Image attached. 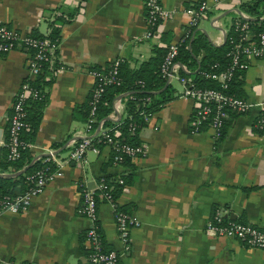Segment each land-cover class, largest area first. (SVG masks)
Listing matches in <instances>:
<instances>
[{"label": "crops", "instance_id": "obj_1", "mask_svg": "<svg viewBox=\"0 0 264 264\" xmlns=\"http://www.w3.org/2000/svg\"><path fill=\"white\" fill-rule=\"evenodd\" d=\"M193 1L160 0L174 12L145 37L143 0H0V21L7 26L37 36L56 30V59L62 67L50 69L53 77L42 88L46 100L32 136L33 157L51 148L64 160L76 139L95 134L97 124L85 131L92 85L88 70L118 56L124 69L141 67L157 48L182 35L181 8ZM206 1V13L194 30L212 45L224 42L234 18H251L239 9L249 0ZM202 53L197 52V60ZM27 54L20 46L0 54V160L10 102L27 74ZM176 62L184 77L193 78L196 63ZM233 80V95L253 104L244 112L229 113L219 138L208 126L191 127L192 104L176 79L178 86L166 82L174 90L172 97L133 133L144 146L143 154L113 162L109 146L101 145L87 149L85 161L63 162L61 173L45 183L25 210L0 214V264H87L83 231L89 221L77 210L81 186L94 187L108 174L113 176L109 186L116 206L139 221L129 230L130 248L119 254L116 264H264V250L204 231L215 208L225 217L264 229V138L254 127L264 109V57L249 58ZM126 97L124 92L114 98L107 114L113 122L124 114ZM57 142L61 144L53 147ZM96 225L103 247L119 251L112 205L101 198Z\"/></svg>", "mask_w": 264, "mask_h": 264}, {"label": "built area", "instance_id": "obj_2", "mask_svg": "<svg viewBox=\"0 0 264 264\" xmlns=\"http://www.w3.org/2000/svg\"><path fill=\"white\" fill-rule=\"evenodd\" d=\"M208 8L206 0H196L181 8L185 21L182 26V35L177 39L169 41L165 47L160 62L158 72L165 82L175 78L181 81V94L190 99L192 104L191 127L197 129L203 125L208 126L213 131V136L217 138L227 116V110L237 112L246 111L253 103L246 99L237 97L227 91L228 82L235 73L242 71L251 57H264V31H258L255 40H250L251 31L246 18L236 17L232 20V30L235 36L229 35L228 61L224 65L212 63L206 69L198 71L202 79L214 82V85L199 84L194 78H186L180 73L179 65L176 62L178 46L185 40L190 28L196 26ZM173 10L166 9L161 5L160 0H143V16L146 24L144 36H151L157 24L170 18ZM226 39V37H225ZM58 40L48 35L37 36L31 33H22L13 27L7 26L0 21V54L13 49L16 46L27 50L26 77L19 83L12 100L10 102V115L6 129V139L1 143L6 147V158L15 160L19 157L21 150L32 149V141L23 140L20 132L26 125L25 106L30 100L39 99L44 94L34 80L43 67L61 68L62 65L56 59V48ZM123 61L122 57H114L101 68H90L89 75L92 78V85L88 94V110L85 119V131L89 132L97 124L98 130L96 140L92 141L91 136H82L72 143L67 157L56 158L51 148L45 149L42 161L43 165L34 168L24 174V179L29 184L28 187L19 192L5 194L0 197V214L4 212L17 213L26 209L31 198L38 194L45 183L61 173L63 162L70 159L75 161H85L84 154L87 149L96 150V142H102L109 146L111 160L119 162L124 155L130 157L144 153V146L140 143H128L120 137L115 136V127L102 126V120H97L96 110L101 96L108 85H119L121 78L118 74V65ZM142 86V80H136ZM148 100V96L144 97ZM152 112H142L144 122L148 121ZM97 122V123H96ZM254 127L259 135L264 138V109H260L254 119ZM113 129L112 132L109 130ZM134 123H129L128 132H135ZM39 158V157H38ZM98 179L94 187L87 188L81 186V201L78 213L84 216L89 225L84 229L83 235L88 246L86 254L87 264H116L118 256L130 248L129 230L139 225V221L132 213L116 206L111 193V186ZM119 182L121 178L117 179ZM99 193L97 196V193ZM101 198L110 203L113 209L114 229L121 249L103 248L102 235L96 225L97 201ZM204 231L211 236H223L237 240L248 247L264 250V229L257 225L225 217L219 208L213 209L209 218L205 222ZM20 264H32L22 262Z\"/></svg>", "mask_w": 264, "mask_h": 264}, {"label": "trees", "instance_id": "obj_3", "mask_svg": "<svg viewBox=\"0 0 264 264\" xmlns=\"http://www.w3.org/2000/svg\"><path fill=\"white\" fill-rule=\"evenodd\" d=\"M264 5V0H249L239 4V9L243 12L249 14L251 18H246L249 22V29L251 31L250 40H255L256 34L258 31H264V17L259 18V15L262 13V8ZM242 18V17H241ZM244 19V18H243ZM56 30L50 29L48 36L55 37ZM235 36V32L232 30V26L226 34V39L220 45H212L201 32L194 30V27L190 28L185 40L178 46V52L176 55V60L184 63L188 60L191 63L197 64V69L192 73L194 80L202 85H214L215 83L209 81L208 79H202L198 73L200 69H206L212 63H219L224 65L228 61V55L226 54L228 49V36ZM189 45V46H188ZM198 51H202L200 59H196V54ZM164 48H157L156 55L148 60L144 65L137 69H124L123 63L120 62L118 65V74L121 78V83L119 85H108L98 103L96 110L97 120H102V126H110L111 128L115 127L116 137H120L122 140L128 143H137L133 134L128 132L129 123H134L135 130L142 124L144 121L142 119V112H154L158 109L166 100L172 97L173 88L169 83H166V86L160 89L165 80L162 79L158 72V63L162 57ZM99 68V67H94ZM47 71V78H45V71ZM182 74V72L180 71ZM238 73H235L228 82L227 91L231 94L235 92L236 83L234 78ZM52 73L50 68L43 67L38 76L35 78L34 82L39 88H43L45 85H48L52 79ZM142 80V86L136 83V80ZM44 92V91H43ZM127 96L124 101V111L123 115L113 122L110 118L107 117V114L113 108V101L116 95L119 93H124ZM46 93L42 95L39 99L30 100L25 106V116L24 120L26 125L20 132V137L26 141H32V136L35 132L36 126L38 125L42 107L46 100ZM148 96V100H144V97ZM88 100V99H87ZM88 110V104L85 106L84 118L86 119ZM231 112H237L235 110L228 109L227 115ZM224 123V122H223ZM114 129V128H113ZM113 129L109 131L112 132ZM222 130V129H221ZM219 138L222 134L220 131ZM97 134L91 136L92 141L96 140ZM6 139V133L4 135V140ZM79 140L76 139V141ZM60 142L52 143V146L58 147ZM96 147L103 145L102 142H96ZM4 146V145H3ZM33 155L30 149H23L19 157L15 160H8L6 158V147L4 146V157L0 160V172L3 170H9L7 172H12L24 167L31 159ZM130 156L124 155L122 160H126ZM45 161H42V157L36 158L32 161L31 165L25 169L24 172L19 173L16 176H0V197L7 194H12L15 192L23 191L28 187L27 181L24 179V174L33 170L36 167L43 165ZM106 186L109 183H113V176L111 174L103 176L102 180ZM18 185V191H14V187ZM117 190V189H116ZM115 190V192H116ZM112 195L114 196V191L111 190ZM121 208V207H120ZM123 209V208H122ZM124 210V209H123ZM99 229V228H98ZM102 239V238H101ZM103 246V242H102ZM104 248V247H103ZM106 249V248H105Z\"/></svg>", "mask_w": 264, "mask_h": 264}, {"label": "water", "instance_id": "obj_4", "mask_svg": "<svg viewBox=\"0 0 264 264\" xmlns=\"http://www.w3.org/2000/svg\"><path fill=\"white\" fill-rule=\"evenodd\" d=\"M248 18H250V17H248ZM165 86H166V82L164 83V85H163L159 90H161V89L164 88ZM159 90H157V91H155V92H158ZM120 97H121V95L118 96V98H120ZM97 130H98V128H97ZM44 154H45V153H44ZM40 155H42V154H38V155H36L35 157H32V159H31V160H30V161H29L24 167H21L20 169H18V170H16V171H12V172H0V176H16V175H18L19 173L24 172L25 169L31 165V163H32V161L34 160V158H36V157H38V156H40Z\"/></svg>", "mask_w": 264, "mask_h": 264}, {"label": "rangeland", "instance_id": "obj_5", "mask_svg": "<svg viewBox=\"0 0 264 264\" xmlns=\"http://www.w3.org/2000/svg\"><path fill=\"white\" fill-rule=\"evenodd\" d=\"M171 85H176V86H178L179 83L176 81V79L172 78V79H171Z\"/></svg>", "mask_w": 264, "mask_h": 264}]
</instances>
